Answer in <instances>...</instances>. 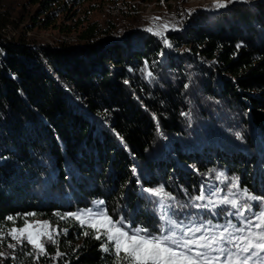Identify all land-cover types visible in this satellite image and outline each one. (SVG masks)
Masks as SVG:
<instances>
[{"label":"trees","instance_id":"16d2710c","mask_svg":"<svg viewBox=\"0 0 264 264\" xmlns=\"http://www.w3.org/2000/svg\"><path fill=\"white\" fill-rule=\"evenodd\" d=\"M86 1L26 0L44 28ZM10 23L0 11V32ZM111 32L92 23L80 47L39 49L0 34V231L29 214L69 230L39 260L2 241L0 264H115L101 240L64 225L96 201L157 232L145 189L175 197L177 219L209 212L185 205L219 173L264 196V3L196 15L168 50L141 31L100 40Z\"/></svg>","mask_w":264,"mask_h":264},{"label":"snow or ice","instance_id":"6c2138e0","mask_svg":"<svg viewBox=\"0 0 264 264\" xmlns=\"http://www.w3.org/2000/svg\"><path fill=\"white\" fill-rule=\"evenodd\" d=\"M233 2L235 0H227V3L216 0L214 8L222 9ZM163 28L167 30L168 25ZM155 34L162 36L159 31ZM162 39L166 46L171 47L166 37L162 36ZM239 47L241 45L238 44L237 48ZM147 76L151 77L152 73L147 72ZM223 176V173L218 174V178ZM230 187L235 191H229L226 196L220 197L214 188H210L206 195L204 186L201 185L200 193L192 196L189 205L185 206L207 208L210 211L221 205L228 206L229 210L224 214L235 217L239 226L232 220L224 224H212L210 220L196 223L195 217H191L192 222L188 224L178 222L174 219V214H169L177 206L175 197L167 193L163 186L145 189L160 205L157 232H149L144 227L132 228L131 225L125 230L123 218L117 223L99 208L103 201L97 202L96 211L89 209L71 215L82 227L91 228L95 239L104 238L102 250L113 255L115 264H264V196L254 195L247 188L241 190L238 177L232 178ZM252 202L257 204L256 211H253ZM7 220L14 222L11 216ZM58 234L59 231L46 222L30 223L25 218L23 227H13L7 232V237L15 241L7 247L30 245L31 254L39 260L40 256L48 255L44 238L55 243V235ZM84 235H89V232H84ZM4 239L5 233L0 231V242ZM61 255L57 251L52 259H58Z\"/></svg>","mask_w":264,"mask_h":264},{"label":"rangeland","instance_id":"374dc122","mask_svg":"<svg viewBox=\"0 0 264 264\" xmlns=\"http://www.w3.org/2000/svg\"><path fill=\"white\" fill-rule=\"evenodd\" d=\"M224 2L227 3V0H224ZM260 3H264V0H247V2L235 0L233 3H228L225 8L216 9L214 8L215 3L211 5V0H87L82 5L75 8L73 7V13L68 19L64 20L63 17L60 16L56 24L44 28L43 22L35 25V23L31 21V17L35 15L37 8L28 6L26 0H0L2 6L0 9L1 13L12 21V23L7 25L5 31H1L2 34L1 32L0 34L9 42L19 43L21 40L22 42L20 43H26L30 48L57 47L61 44H74L80 47L79 34L88 25L98 23L101 29L112 30L109 35H102L100 40L116 38L117 41H121V38L126 36L130 30L141 31L153 37L165 50H168L172 47L171 36L185 31L196 15L204 14L211 17L226 11L232 6H253ZM189 12H191L190 15ZM164 25H168L167 30L163 28ZM66 27L71 28L70 33L63 32L67 30ZM148 29H152L153 31H148ZM157 31L161 32L163 37H166L171 47L165 45L162 36L155 34ZM217 179L218 183L214 184L213 188L219 192L220 197L226 196L229 191H235L230 187L232 179L226 178L225 175L223 178H218L217 176ZM97 202L99 201L94 202L89 209L96 211ZM252 203L253 211H256L257 204L256 202ZM99 208L107 213L104 202L99 205ZM89 209L78 210L76 213L86 212ZM206 210L207 208H204L201 212L203 213ZM227 210H229L228 206L221 205L213 210L215 212V215H213V211L208 209L209 212L206 214L196 216L195 222L202 223L210 220L212 224H224L228 220H232L233 223H237L235 217H229L224 214ZM157 212L160 215L159 203L157 205ZM169 214L173 215L172 211ZM66 217L67 218H63L65 221L64 225H67V219L71 218L85 232L87 231L89 234L93 235V230L91 228L87 226L82 227L78 221L72 218V215ZM25 218L30 223L46 222L50 224L53 229L58 230L59 234L55 235L56 242L59 238L67 235L69 231L68 228L62 229L51 221L39 217L38 215L29 214L20 218H14V222L11 221L12 225L2 230L5 233L3 242L7 245L9 243H15L10 237H7V232L13 227H23ZM110 218L118 223V221L114 220L112 217ZM174 219L178 222L183 221L185 224L192 222L191 218L177 219L174 217ZM20 222L23 223L22 226H18ZM129 225H131L130 222H125V230H127ZM237 226H239L238 223ZM131 227L135 228L132 225ZM100 240L104 243L103 237ZM43 243L45 249L46 244H55L46 238H44ZM25 245L27 244L23 246ZM18 247L22 246L17 245L16 248ZM11 249L12 251L15 250V248ZM2 253V257L6 255V253ZM51 264H55V262H51Z\"/></svg>","mask_w":264,"mask_h":264},{"label":"bare ground","instance_id":"6f19581e","mask_svg":"<svg viewBox=\"0 0 264 264\" xmlns=\"http://www.w3.org/2000/svg\"><path fill=\"white\" fill-rule=\"evenodd\" d=\"M211 2H212V4L211 5H213L214 3H216V0H211ZM210 5V6H211ZM210 8V7H209Z\"/></svg>","mask_w":264,"mask_h":264},{"label":"built area","instance_id":"2783aa9c","mask_svg":"<svg viewBox=\"0 0 264 264\" xmlns=\"http://www.w3.org/2000/svg\"><path fill=\"white\" fill-rule=\"evenodd\" d=\"M8 42V41H7Z\"/></svg>","mask_w":264,"mask_h":264}]
</instances>
